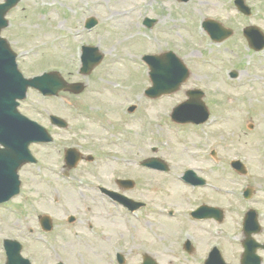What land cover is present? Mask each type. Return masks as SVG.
I'll return each mask as SVG.
<instances>
[{
	"label": "rangeland",
	"instance_id": "obj_1",
	"mask_svg": "<svg viewBox=\"0 0 264 264\" xmlns=\"http://www.w3.org/2000/svg\"><path fill=\"white\" fill-rule=\"evenodd\" d=\"M3 1L0 0V3ZM166 1V4H161V0H49L48 2L54 4V8L46 10L40 7L41 2L39 0H20L18 6L9 12L7 16L8 27L2 31L1 36L18 54V67L24 76L31 77L44 71L56 70L61 73L66 82H81L86 85L88 90H91V92L87 90V93L72 96L60 94V98L46 102L30 92L28 100L22 105L20 111L35 119H41L44 116L41 114L57 113L69 120L71 133L80 136L81 139H97L98 143L95 146L102 147V144H107L101 139L103 132L94 124L91 125L81 119L74 110L64 109V104L67 106L66 102L79 108L83 106L93 113L116 117L115 128L127 130L126 137L129 138L128 142L132 148L127 145L124 146L132 153L134 161L149 156L158 157L169 164V170L173 173H178L183 167L197 168L205 162L201 160L200 156L191 157L192 154L187 149L194 150L191 145L200 142V140L189 136L188 132H184L174 125L172 128H167L162 123V118L167 117L166 109L170 108L181 94L177 93L172 100L159 102L148 100L143 96L149 85L147 71L137 66L135 62L129 61V56L138 59L143 54L160 53L167 49L173 50L183 59L192 73L188 86L191 83L198 85L206 93L210 105L217 112H228L226 116H221V118L215 113L219 118L214 124V129L209 130L211 143L208 147L212 146L213 140L221 164L226 163L224 166L226 174H232L229 160L226 162L229 157L248 156L251 159L252 174L248 177L251 179L248 182L252 184L253 192L257 193L258 201L263 203L260 199L264 198V164L258 163L259 160L256 157L259 149L264 148V143L260 142V136L264 133V52L258 55L250 52V54L240 56L235 61L229 54L228 56L222 55L223 53L220 54L205 48L203 42L193 34V26L187 24L194 14L193 11L209 8L221 12L219 2L221 1L222 4V0H190L186 5L179 4L190 10H185V8L177 10L173 4L176 0ZM253 1L258 4V0ZM142 3L143 5L146 4L145 9L140 7ZM152 4L155 7L154 11H151ZM258 8L260 10L262 8L264 13V2ZM128 9L130 11L129 19H116L112 15L113 12ZM144 17L156 18V23L150 30L140 24ZM88 18H95L98 22L90 33L85 32L84 29V23ZM229 23L232 24L231 27L234 29L235 35L239 36L244 24L239 26L233 22ZM253 23L262 24L264 27V19L262 21L261 19L255 20ZM146 33L150 35V41H146L147 43L143 40L146 38ZM66 35H70L71 38L64 39ZM235 35L234 37H236ZM235 40L237 37L228 42L227 45L230 47L236 45ZM82 42L98 47L100 50L98 51L104 56L102 67L94 69L87 77H82L77 73L78 62L72 50L74 44ZM238 47L240 48L238 45L236 49ZM208 58L214 60L213 66H209L206 62ZM227 58L235 62L230 64ZM229 65L233 70H242V72H238V80L236 79V81L249 83V79H253L256 83L250 88L245 86L237 91L226 88L221 71ZM112 82L114 85H111ZM106 86L112 87L114 91L103 90ZM232 93H240V95L235 96ZM227 96H232L234 99L229 100ZM129 105L136 106L134 115L142 116L135 119L134 122H124L118 117L119 110L122 113L121 109L123 108V111L125 106ZM147 123L151 124L156 131L154 138L158 137L167 142L164 149L158 148L155 153L151 152L152 148L148 146L147 135L149 134L145 132V124ZM244 126L246 129L253 126V135H243L242 127ZM248 130L250 131V129ZM65 133L68 134L67 131ZM180 140H183L184 144ZM72 143L69 142L73 145ZM204 147L202 145L200 148ZM110 148L115 149L111 146ZM195 148H198V144L195 145ZM88 149L92 150L90 147ZM263 155L264 153H261L260 158ZM54 163L58 168L62 164L58 159ZM81 169L88 168L81 166L73 171L75 179H81ZM136 169L138 168L132 169L131 172L123 171L120 176L130 174L135 177L137 186L134 193L137 196L156 197L157 195L158 197L160 194V198L172 204L173 202H180L181 200L175 201V199L180 198H204L207 200L211 196L213 197L211 193L204 194L202 192L199 195H190L184 192L179 196L178 193H182L183 189L177 183L172 182L169 177ZM32 171H36L35 167L25 166L20 171L24 191L39 192L40 190L48 193V189L40 183L41 180L33 177ZM93 171L95 172V170ZM104 171L106 177H103L101 181L105 185H109L108 179L112 173V168L109 169V166H106ZM114 172L118 173L119 171ZM222 172L214 169L209 172L208 176L218 183L228 180L229 183H232L233 188H237L239 181L235 179L234 182L233 177H224L225 174ZM180 174L181 172L178 176ZM55 182L68 190L65 186L66 183ZM181 185L185 188L183 184ZM228 185L224 187H228ZM62 186L58 187L63 188ZM174 193L178 195H174ZM261 207L264 208V205ZM112 220L113 225L102 221L103 225L109 227L105 230L111 234L114 230L123 231L124 226L119 217L117 216ZM17 221L21 222L17 217L0 212V240L2 237H10L8 233L12 231L11 227ZM55 225L58 230L55 240H72L69 232L63 229L62 223ZM27 226L32 227L34 223H28ZM170 227L173 232L179 229L172 221H170ZM163 229L162 226L160 230L163 231ZM126 238L127 236H125V240ZM141 238L143 239L142 236L136 235V240H133L134 246L126 245L131 253L148 252L141 245L143 242H141ZM163 245L169 244L167 241H163L155 247L156 252L152 253L158 258L160 264H180L173 258L162 256L160 247ZM149 249H154V246L149 244ZM132 258L137 264L139 258Z\"/></svg>",
	"mask_w": 264,
	"mask_h": 264
},
{
	"label": "water",
	"instance_id": "obj_2",
	"mask_svg": "<svg viewBox=\"0 0 264 264\" xmlns=\"http://www.w3.org/2000/svg\"><path fill=\"white\" fill-rule=\"evenodd\" d=\"M18 0H8L6 4L0 6V29L6 26V22L3 20L5 13L13 7V5ZM170 54L161 57H151L148 60L152 61V68L154 69L153 77L157 81L161 75V68L164 70V62L162 60H167ZM0 114L4 112L2 110L3 106L6 108L8 118L6 122L3 121L4 127L0 123V143L5 146L4 150H0V202L7 200L12 195L18 192V179L16 171L21 164L26 162V146L30 143L32 138H35L36 133L33 129L26 126L18 117L11 119L10 114H17L15 111V99L23 98V94L27 85L33 87H42V91L52 94L56 93L61 89H71L74 92H79L81 87L79 85L66 86L63 81L57 75L45 76V79H50L52 81L53 91L49 92L47 89V84H40L38 79L32 82H25L21 79L20 75L15 70L12 63V56L4 40L0 39ZM100 56L96 57L92 62L84 64V69L82 73H88L92 67L98 63ZM173 69L179 74L176 79V84H179L182 80L186 79L187 73L184 66L179 60L174 59ZM180 75L182 78L180 79ZM180 79V80H179ZM38 81V82H37ZM19 85L21 91L16 97H12L9 93V88L12 85ZM157 85V84H155ZM152 90H148L147 94L150 95ZM157 95V94H155ZM1 119V117H0ZM23 121V120H22ZM24 122V121H23ZM27 132H21L20 129ZM25 137V138H24ZM24 138V144L21 145V139ZM26 156V157H25Z\"/></svg>",
	"mask_w": 264,
	"mask_h": 264
},
{
	"label": "flooded vegetation",
	"instance_id": "obj_3",
	"mask_svg": "<svg viewBox=\"0 0 264 264\" xmlns=\"http://www.w3.org/2000/svg\"><path fill=\"white\" fill-rule=\"evenodd\" d=\"M61 159L63 158V150L60 151ZM49 157V156H48ZM62 172L64 171V167L62 165L61 167ZM36 196L33 194H27L28 196ZM47 196L46 194L41 195ZM64 197L65 194L57 193L56 199H45L46 202L41 203H32L29 201H26L24 204H19L16 206L19 213L22 212L21 210L29 211L31 207L36 205H42L46 206V213L51 212V210H54V207H65L66 204L60 203V197ZM48 197V196H47ZM83 198L89 203V205L93 208L104 206V203L107 204V206L112 205V202L110 199H108L105 195L99 193V194H91V195H82ZM27 199V198H26ZM49 201V202H48ZM36 204V205H35ZM201 204L205 203H197L194 205V208L200 206ZM101 205V206H100ZM155 205V203H154ZM159 206L160 204L157 203ZM146 209V208H145ZM144 209V210H145ZM87 212H84V215L88 216L91 219L96 220L97 217L94 213L91 212L90 209L87 210ZM145 214L147 218L151 217L150 210L146 209ZM145 217V216H144ZM145 217V220L147 224L150 226L152 225L155 229H160L163 226V216H161L158 213L157 220L155 222H151ZM194 224H197L193 222ZM70 226H74L73 228L76 231H79L81 233L80 240L78 241H69V240H50L48 241V245H50V248H44V247H38L36 246L37 242L35 244H32V242L29 241H22V254L25 258H27L32 264H56L55 262H60L61 264H72L74 261V256L76 254L80 255L81 257V264H116V261H114L110 256L112 254L111 248L116 244L115 240L117 239L116 236H112L110 233V236L106 238V240L109 242V244H105L102 239L104 238L101 234V232L94 231L92 234L88 232L87 229L93 230L92 224H89L88 219L85 220L82 218H77L73 221V224ZM100 227V226H98ZM28 233L32 232V229H28ZM198 232V239L199 236H201L202 230L197 229ZM195 237L196 230L194 231ZM197 242V241H195Z\"/></svg>",
	"mask_w": 264,
	"mask_h": 264
},
{
	"label": "bare ground",
	"instance_id": "obj_4",
	"mask_svg": "<svg viewBox=\"0 0 264 264\" xmlns=\"http://www.w3.org/2000/svg\"><path fill=\"white\" fill-rule=\"evenodd\" d=\"M113 16L119 17L122 20L129 19V12L128 11H123V12H113ZM176 185V184H174ZM174 188V186H173Z\"/></svg>",
	"mask_w": 264,
	"mask_h": 264
}]
</instances>
